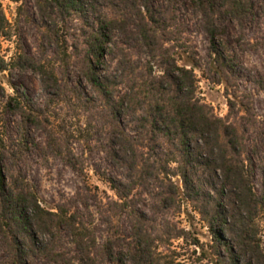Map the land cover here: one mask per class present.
Instances as JSON below:
<instances>
[{"label": "trees", "instance_id": "trees-1", "mask_svg": "<svg viewBox=\"0 0 264 264\" xmlns=\"http://www.w3.org/2000/svg\"><path fill=\"white\" fill-rule=\"evenodd\" d=\"M14 1L29 19L33 8L38 12L56 59L24 50L12 61L0 56V71L11 78L36 71L45 95L34 100L14 83L9 93L0 81V264H161L151 219L138 204L146 192H154L164 207L183 195L209 227L223 262L264 264L257 223L264 215V115L241 85L234 49L221 40L228 19L237 21L241 34L260 22L259 0H193L211 39L209 69L226 86L225 116L198 96L196 60L180 63L186 31L180 0H32L34 7ZM10 33L0 0V40ZM248 45L264 47V37ZM72 66L90 93L70 82ZM62 102L81 111V133L98 140L112 164L124 170L125 180L104 175L118 199L104 204L96 193L81 190L54 209L41 204L28 177L31 154L64 157L81 171L70 135L52 129L48 112ZM34 129L47 133L45 144ZM91 202L98 203L108 226L104 241L94 227ZM184 234L180 228L175 235Z\"/></svg>", "mask_w": 264, "mask_h": 264}, {"label": "rangeland", "instance_id": "rangeland-1", "mask_svg": "<svg viewBox=\"0 0 264 264\" xmlns=\"http://www.w3.org/2000/svg\"><path fill=\"white\" fill-rule=\"evenodd\" d=\"M168 3V0H164ZM6 16L10 22L11 33L0 40V56L7 61L24 50L38 58L47 55L50 60L56 59L55 45L43 39V28L38 19V12L31 19L20 12L21 2L1 0ZM264 6V0H259ZM180 9L181 19L186 26L183 37L182 59L180 63L189 59L196 60L195 73L197 75V94L200 99L213 106L217 115L225 116L228 112L225 83L218 81L209 65L212 62L211 39L202 27V17L196 9L193 0L176 2ZM27 7H34L32 0H26ZM264 37V14L260 22L251 24L242 34L235 19H228L222 42L231 46L237 55V67L243 89L253 94L254 105L260 116L264 115V47L257 50L250 45L258 43ZM239 38L244 43H239ZM186 50V51H185ZM57 72L60 65L55 64ZM190 67V66H189ZM70 82L79 84L86 93H90L88 83L72 66L69 70ZM60 74V73H59ZM260 78L261 82L252 79ZM0 81L7 92L13 93L12 84L20 86L34 100L43 101L44 91L40 82V75L33 70L18 71L10 77L8 71H0ZM49 115L52 120V129L61 135H70V148L81 160V171L73 169L64 157L48 155L46 157L33 153L29 156L28 177L36 183L41 204L54 209L61 199L74 196L78 191L96 193L104 204L108 200L118 199L115 189L104 177L105 173H112L125 180V172L117 169L102 151L100 142L87 139L82 129L86 126V118L81 111L66 106L63 102L51 106ZM1 116V112H0ZM5 117V114L2 113ZM14 118V117H13ZM35 136L40 143L45 144L48 135L41 129H34ZM257 171L256 188L261 187V177ZM173 181L180 185V177L175 176ZM140 195H138L139 197ZM143 211L150 217L151 231L154 237V254L161 264H230L223 262L215 254L214 240L206 222L192 204L183 196L177 197L173 206L164 207L154 192H146L138 202ZM98 203L91 202V210L95 216L94 227L100 241L107 238L108 226L101 220ZM125 223V216L120 218ZM260 239L264 248V215L258 218ZM182 228L186 231L183 236H176ZM1 255V251H0ZM38 264H55L46 260H39ZM106 264H120L109 260Z\"/></svg>", "mask_w": 264, "mask_h": 264}]
</instances>
